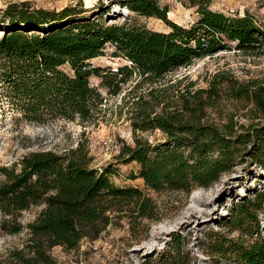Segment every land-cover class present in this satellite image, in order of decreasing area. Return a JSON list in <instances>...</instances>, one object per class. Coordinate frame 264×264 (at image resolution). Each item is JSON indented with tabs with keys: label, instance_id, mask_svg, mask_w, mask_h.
Here are the masks:
<instances>
[{
	"label": "trees",
	"instance_id": "trees-1",
	"mask_svg": "<svg viewBox=\"0 0 264 264\" xmlns=\"http://www.w3.org/2000/svg\"><path fill=\"white\" fill-rule=\"evenodd\" d=\"M189 1L198 14L190 26L170 21L169 7L159 0H98L92 8L79 1L61 10L35 8L28 1L10 3L0 11L3 97L29 123L64 120L85 125L95 120L104 101L91 85V77L100 78L109 89L127 84L135 75L141 78L138 87L154 86L196 60L233 47L264 53V22L249 12L215 11L211 0ZM114 5L139 17L161 20L169 31L149 29L128 18L116 22L118 16H109ZM108 46L113 47L111 56L126 65L104 74L92 61L104 56ZM223 94L253 104L262 120L239 127L233 122L223 127L203 122L205 108ZM133 105L134 133L159 130L165 136L162 142L151 143L136 135L134 146L124 145L118 156L125 164H138L136 177L148 190L189 196L196 188H211L241 164L264 172V85L260 82L244 84L218 72L206 90L192 93L188 88L177 101L166 103L152 89ZM92 163L88 147L81 143L63 153L34 152L23 157L19 168L0 169L6 178L0 185L3 230L22 232V214L42 207L27 225L24 247L0 258V264H57L51 255L54 247L75 250L86 238L98 239L116 218L127 217L133 226L140 220H159L158 207L148 194L138 187L117 186L111 181V168L99 169ZM263 212L264 190L237 203L229 223L253 240L232 245L222 238L213 243V252L230 254L235 264H264L259 221ZM184 241L178 235L166 256L149 258L144 264H190Z\"/></svg>",
	"mask_w": 264,
	"mask_h": 264
},
{
	"label": "rangeland",
	"instance_id": "rangeland-1",
	"mask_svg": "<svg viewBox=\"0 0 264 264\" xmlns=\"http://www.w3.org/2000/svg\"><path fill=\"white\" fill-rule=\"evenodd\" d=\"M22 1L30 2L35 8L58 10L68 5H76L79 1L86 8H92L98 3V0H0V11L6 9L10 3ZM159 1L161 5L169 7L168 19L172 22L190 26L198 19L197 8L189 0ZM210 7L226 14L243 15L244 12H249L257 21L264 22V0H211ZM109 16H118L116 22L121 23L128 18L149 29L169 31L161 20L139 17L116 5L112 6ZM112 51L113 47L108 46L104 56L92 61L94 66L103 69L104 74L116 72L126 65L124 60L112 57ZM218 72L227 73L244 84L258 81L264 85V53H244L233 47L231 51L196 60L191 65L172 72L164 81L154 86L144 84L138 87L136 84L141 78L135 75L127 84H118L109 89L100 78L91 77V85L98 89L104 101L102 111L95 120L85 125H81L79 121L64 120L48 124L24 121L12 109L0 89V169L15 165L19 168L23 157L34 152L63 153L84 143L93 157L94 167L111 168L113 173L110 178L114 184L140 188L158 207L159 220H140L133 226L127 217L120 220L116 218L98 239L86 238L75 250L54 247L51 255L57 264H144L149 258L156 261L166 256L178 235L184 237L183 247L190 253V264H235V259L230 254L220 256L214 253L212 245L222 238H226L232 245L251 243V235L235 229L230 225L228 217L237 203L264 190L262 170L238 165L211 188H196L191 195L186 196L182 192L156 193L148 190L143 180L136 177L138 164H125L118 158L124 145L134 146L136 135L151 143L162 142L165 138L159 130L134 133L130 118L138 96L156 89L157 95L165 98L166 103L177 101L180 94L188 88L192 93L208 89L210 81ZM261 120L262 116L253 104L233 100L227 94L208 105L203 116V122L219 127L230 122L237 127L248 126ZM107 138H114L120 150L106 154L103 141ZM5 179L0 170V185ZM41 210L42 207H34L22 214L19 221L24 229L18 234L6 232L0 223L1 259L10 251L24 247L29 238L27 225L37 218ZM1 219L0 212V222ZM259 221L260 234L264 239V212L259 214Z\"/></svg>",
	"mask_w": 264,
	"mask_h": 264
},
{
	"label": "built area",
	"instance_id": "built-area-1",
	"mask_svg": "<svg viewBox=\"0 0 264 264\" xmlns=\"http://www.w3.org/2000/svg\"><path fill=\"white\" fill-rule=\"evenodd\" d=\"M103 149L106 154H109L117 149L120 150V147L114 138H107L103 141Z\"/></svg>",
	"mask_w": 264,
	"mask_h": 264
}]
</instances>
